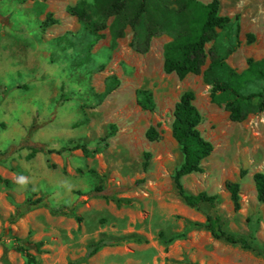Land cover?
I'll use <instances>...</instances> for the list:
<instances>
[{
    "label": "rangeland",
    "instance_id": "1",
    "mask_svg": "<svg viewBox=\"0 0 264 264\" xmlns=\"http://www.w3.org/2000/svg\"><path fill=\"white\" fill-rule=\"evenodd\" d=\"M79 1L0 0V16L7 19L0 20V88L7 91L4 99L0 95V152L17 146L32 128V142L47 149L83 144L99 150L93 157L74 150L32 159L21 150L0 162V264H26L14 238L42 243L38 251L29 250L39 264H264V204L253 182L254 174H264V112L231 122L223 106L211 103L202 75L179 80L164 73V46L171 36H154L140 53L130 45L129 26L122 37H112L110 18L96 40L66 11ZM219 4V15L230 22L205 45L202 71L218 56L225 55L236 72L248 59L264 60V0ZM48 16L56 23L44 26ZM113 79L115 90L100 100ZM140 90L152 95V111L138 104ZM186 91L194 94L202 117L198 129L213 151L201 162V172L181 182L189 194L216 195L214 207L186 206L172 181L183 161L171 134L172 113ZM258 92L264 95V81L243 91ZM149 127L158 140H147ZM145 153L150 154L146 169ZM229 182L239 185L238 211L226 189ZM97 186L108 199L85 195ZM43 195L50 206L73 207L74 214L53 216L39 208L8 224L17 205ZM112 197L129 203L117 206ZM214 214L224 231L246 239L250 248L212 238L201 225ZM100 239L119 244L87 258L88 245Z\"/></svg>",
    "mask_w": 264,
    "mask_h": 264
},
{
    "label": "trees",
    "instance_id": "2",
    "mask_svg": "<svg viewBox=\"0 0 264 264\" xmlns=\"http://www.w3.org/2000/svg\"><path fill=\"white\" fill-rule=\"evenodd\" d=\"M219 0H210L203 4L198 0H93L89 4L86 0H81L73 6L66 8L71 16L83 24L93 35L101 38L98 32L105 29L106 21L113 18L110 32L113 38L123 36L126 26L133 29L134 35L131 47L140 53L148 50L149 43L154 36L167 34L172 40L164 46L163 71L165 74H174L179 80L187 75H202L204 83L210 86L209 97L211 103L223 106L228 113L231 122L240 123L250 113L264 112V95L262 92L244 94L245 88L256 81H264V60H247V67L241 72H236L225 62L226 56L212 58L208 67L202 71L206 53L205 45L212 41L216 36L217 30H224L228 27L230 20L219 15ZM0 20L7 21L0 16ZM50 16L43 22L44 26L55 24ZM250 41L253 40L248 35ZM117 80L113 79L100 95V100L107 97L117 86ZM138 104L144 110L152 111L154 103L152 95L146 90H140ZM1 98L7 96V91L0 88ZM194 94L191 91L184 92L175 103L173 109V120L171 124V134L180 148L183 161L174 171L172 181L177 195L183 203L190 208H198L202 204L212 207L217 204L216 195H208L205 192L189 194L182 185V178L194 173L201 172V162L206 159L213 151V145L207 141L200 133L198 126L202 117L193 105ZM1 127L4 125L1 124ZM31 133L20 139L17 146H9L0 152V162H6L10 154L21 150L29 153L26 159L34 158L38 153L57 154L74 150H81L85 157H93L99 152L98 149L90 151L83 144L64 146L60 149H47L44 145H38L31 140ZM149 142L158 140V134L154 127H149L146 132ZM149 153L144 154L145 162L143 168L148 165ZM243 174L241 173V177ZM253 182L258 201L264 204V174L256 173L253 175ZM226 189L230 195L234 211L240 209L239 185L229 182ZM103 189L95 187L85 193L88 197H102ZM78 195H84L77 193ZM111 200L117 205H126L128 200L112 197ZM39 208H48L53 216H66L74 214V208L61 206L54 208L49 205L47 195L31 199L27 198L24 202L17 205L13 215L9 218L8 224H14L27 213ZM77 222L81 218L75 216ZM203 226L216 240H222L229 245L239 246L249 249L250 245L244 238L236 237L223 230L221 221L217 215H207ZM1 239V238H0ZM16 250L22 254L26 264H39L36 257L29 252L30 248L39 250L42 243L30 244L28 241L13 239ZM118 240L100 239L88 245L86 257H92L100 249L109 246H116ZM77 264V261L69 262Z\"/></svg>",
    "mask_w": 264,
    "mask_h": 264
}]
</instances>
